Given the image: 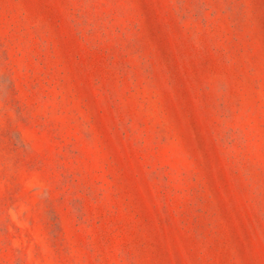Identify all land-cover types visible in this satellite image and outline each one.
Returning <instances> with one entry per match:
<instances>
[{
	"label": "rangeland",
	"instance_id": "1",
	"mask_svg": "<svg viewBox=\"0 0 264 264\" xmlns=\"http://www.w3.org/2000/svg\"><path fill=\"white\" fill-rule=\"evenodd\" d=\"M0 264H264V0H0Z\"/></svg>",
	"mask_w": 264,
	"mask_h": 264
}]
</instances>
